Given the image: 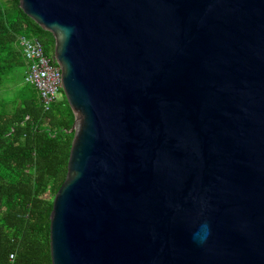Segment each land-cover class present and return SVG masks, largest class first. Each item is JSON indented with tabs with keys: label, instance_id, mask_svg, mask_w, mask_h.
Masks as SVG:
<instances>
[{
	"label": "water",
	"instance_id": "obj_1",
	"mask_svg": "<svg viewBox=\"0 0 264 264\" xmlns=\"http://www.w3.org/2000/svg\"><path fill=\"white\" fill-rule=\"evenodd\" d=\"M75 120L52 264H264V0H19Z\"/></svg>",
	"mask_w": 264,
	"mask_h": 264
},
{
	"label": "trees",
	"instance_id": "obj_2",
	"mask_svg": "<svg viewBox=\"0 0 264 264\" xmlns=\"http://www.w3.org/2000/svg\"><path fill=\"white\" fill-rule=\"evenodd\" d=\"M21 35L53 55L52 33L19 0H0V264H52L50 213L66 178L75 115L65 97L45 109L25 81Z\"/></svg>",
	"mask_w": 264,
	"mask_h": 264
},
{
	"label": "built area",
	"instance_id": "obj_3",
	"mask_svg": "<svg viewBox=\"0 0 264 264\" xmlns=\"http://www.w3.org/2000/svg\"><path fill=\"white\" fill-rule=\"evenodd\" d=\"M18 44L27 64L25 81L38 90L42 105L48 109L63 90L61 68L52 56L45 54L44 46L37 37L21 35ZM13 257L11 254L10 258Z\"/></svg>",
	"mask_w": 264,
	"mask_h": 264
},
{
	"label": "rangeland",
	"instance_id": "obj_4",
	"mask_svg": "<svg viewBox=\"0 0 264 264\" xmlns=\"http://www.w3.org/2000/svg\"><path fill=\"white\" fill-rule=\"evenodd\" d=\"M4 97H5V96H4ZM64 97H65L64 92H63V91H60V92L58 93V99L61 100V99H63Z\"/></svg>",
	"mask_w": 264,
	"mask_h": 264
}]
</instances>
